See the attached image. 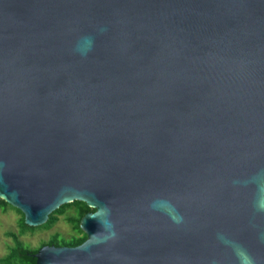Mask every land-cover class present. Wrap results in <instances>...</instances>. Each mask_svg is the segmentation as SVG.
<instances>
[{
    "label": "water",
    "instance_id": "water-1",
    "mask_svg": "<svg viewBox=\"0 0 264 264\" xmlns=\"http://www.w3.org/2000/svg\"><path fill=\"white\" fill-rule=\"evenodd\" d=\"M0 199L31 264H264V0H0Z\"/></svg>",
    "mask_w": 264,
    "mask_h": 264
},
{
    "label": "trees",
    "instance_id": "trees-1",
    "mask_svg": "<svg viewBox=\"0 0 264 264\" xmlns=\"http://www.w3.org/2000/svg\"><path fill=\"white\" fill-rule=\"evenodd\" d=\"M0 209L3 211L7 209H14L21 215L19 219L18 233L7 232V235L13 239L14 245L10 246L8 253L4 257L0 258V264H31L30 262H28V260L21 258L19 252L24 250H38L42 244H51L55 246L79 245L86 239V234L79 227V221L85 213L93 211V208L87 206L85 202L74 200L72 202L60 205L57 209L49 214V217L45 223L38 226H29L24 223L23 213L19 209L9 205L2 199H0ZM60 214H64L66 220L71 225L72 235L70 238L66 239L64 237H61L58 233H55L51 236L50 239L43 241L37 248H30L28 246L26 247L19 240V236L24 235L26 232L32 233L36 229H49L51 225L57 220V217ZM58 237H61V239H58Z\"/></svg>",
    "mask_w": 264,
    "mask_h": 264
},
{
    "label": "rangeland",
    "instance_id": "rangeland-1",
    "mask_svg": "<svg viewBox=\"0 0 264 264\" xmlns=\"http://www.w3.org/2000/svg\"><path fill=\"white\" fill-rule=\"evenodd\" d=\"M20 217L21 215L14 209L5 211L0 209V258L4 257L8 253L9 247L14 245L13 239L7 235V232L18 233ZM55 233L66 239L72 235L71 225L64 214L58 215L57 220L49 229H36L32 233L26 232L24 235L19 236V240L26 247L37 248ZM61 237H58V239H61Z\"/></svg>",
    "mask_w": 264,
    "mask_h": 264
}]
</instances>
